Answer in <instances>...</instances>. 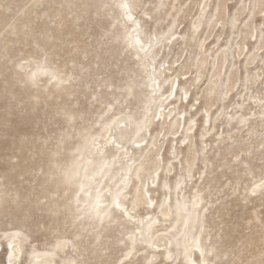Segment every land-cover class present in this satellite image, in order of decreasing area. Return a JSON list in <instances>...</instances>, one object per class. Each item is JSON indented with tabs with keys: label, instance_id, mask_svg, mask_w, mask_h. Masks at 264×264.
Segmentation results:
<instances>
[{
	"label": "rangeland",
	"instance_id": "obj_1",
	"mask_svg": "<svg viewBox=\"0 0 264 264\" xmlns=\"http://www.w3.org/2000/svg\"><path fill=\"white\" fill-rule=\"evenodd\" d=\"M122 1L0 0V264H264V0Z\"/></svg>",
	"mask_w": 264,
	"mask_h": 264
},
{
	"label": "bare ground",
	"instance_id": "obj_2",
	"mask_svg": "<svg viewBox=\"0 0 264 264\" xmlns=\"http://www.w3.org/2000/svg\"><path fill=\"white\" fill-rule=\"evenodd\" d=\"M121 6H122V9H123V12H124V16H126L130 20L132 18L131 11H132L133 6L127 0H123L121 2ZM136 25H137L136 22H134L132 24L133 32L130 35V41L132 42V44H136L143 51V49L145 47V44L143 43V41H142V39L140 37V34L137 32ZM116 143L119 144L118 141H116ZM140 171H141V167L135 169L133 176L136 177V178H139V172ZM143 188H145V187H143ZM143 188H142L141 193L139 192L138 188H136L134 190L133 198H132V201H131V206H137L138 204H142V203L148 204L147 201L150 202V198L146 199L145 196H144V193L145 194H149V191L147 190V191L144 192ZM103 203H104V201L100 200L99 202L95 203L94 207H97V206L101 207ZM193 205L195 206L196 204H193ZM115 206L117 208H119L128 218L131 217L129 210L125 207L123 201L116 200ZM167 214H168L167 211L163 212L164 216H166ZM8 244L12 246L8 250H10V254H11L10 256H13V253L16 251V247L18 248V243H15L16 245L14 246V243L9 241ZM193 247H195L196 249H200L199 243H195L193 245ZM18 251H19V248H18ZM187 257L190 258V255H188ZM8 262H10V261L8 260ZM36 264H44V261H40V262H38ZM189 264H195V262L193 260L189 259Z\"/></svg>",
	"mask_w": 264,
	"mask_h": 264
}]
</instances>
